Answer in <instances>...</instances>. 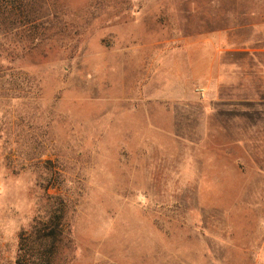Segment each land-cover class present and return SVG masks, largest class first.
I'll use <instances>...</instances> for the list:
<instances>
[{"label":"rangeland","instance_id":"374dc122","mask_svg":"<svg viewBox=\"0 0 264 264\" xmlns=\"http://www.w3.org/2000/svg\"><path fill=\"white\" fill-rule=\"evenodd\" d=\"M11 25L43 41L13 52L37 150L0 148V264L44 163L74 264H264V0H0Z\"/></svg>","mask_w":264,"mask_h":264},{"label":"trees","instance_id":"16d2710c","mask_svg":"<svg viewBox=\"0 0 264 264\" xmlns=\"http://www.w3.org/2000/svg\"><path fill=\"white\" fill-rule=\"evenodd\" d=\"M12 26L5 35L6 44L0 42V148L14 151L29 162L37 150H33L34 140L29 132L31 116L19 109L36 101L40 88L34 77L14 73L13 52L18 43L29 52L43 40L31 38L32 32ZM18 36L20 42L14 40ZM45 164L36 174V186L41 191L36 216L26 229L20 230L14 256L6 264H74L76 248L67 218L70 204L61 195L47 193L52 183L60 181V173ZM15 171L12 169V173Z\"/></svg>","mask_w":264,"mask_h":264}]
</instances>
